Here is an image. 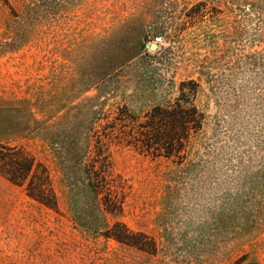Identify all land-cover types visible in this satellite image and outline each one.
I'll return each instance as SVG.
<instances>
[{
	"label": "rangeland",
	"instance_id": "obj_1",
	"mask_svg": "<svg viewBox=\"0 0 264 264\" xmlns=\"http://www.w3.org/2000/svg\"><path fill=\"white\" fill-rule=\"evenodd\" d=\"M188 79L206 116L189 157L110 143L124 209L89 227L55 134ZM0 143L44 162L60 206L0 174V264H264V0H0ZM116 220L152 248L107 236Z\"/></svg>",
	"mask_w": 264,
	"mask_h": 264
},
{
	"label": "trees",
	"instance_id": "obj_2",
	"mask_svg": "<svg viewBox=\"0 0 264 264\" xmlns=\"http://www.w3.org/2000/svg\"><path fill=\"white\" fill-rule=\"evenodd\" d=\"M198 88L197 80H183L179 96L154 104L143 116L132 112L127 104L119 105L114 112H105L91 103L90 115L83 118L80 113L74 129L65 128L55 134L52 144L72 199L75 203L78 199L85 202L82 222L95 229V211L117 214L124 209L126 183L114 169L108 150L110 143L152 156L174 158L180 163L189 157L191 141L206 119L195 102ZM0 174L24 186L27 194L39 203L59 210L48 167L24 147L0 143ZM105 234L145 250L152 248L147 235L132 232L121 220L106 227Z\"/></svg>",
	"mask_w": 264,
	"mask_h": 264
},
{
	"label": "water",
	"instance_id": "obj_3",
	"mask_svg": "<svg viewBox=\"0 0 264 264\" xmlns=\"http://www.w3.org/2000/svg\"><path fill=\"white\" fill-rule=\"evenodd\" d=\"M150 47H151V49L156 50L157 49V44L156 43H152L150 45Z\"/></svg>",
	"mask_w": 264,
	"mask_h": 264
}]
</instances>
